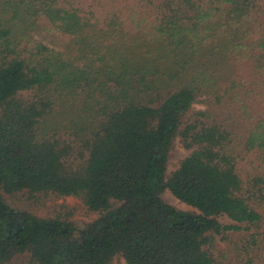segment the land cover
Listing matches in <instances>:
<instances>
[{
	"label": "trees",
	"instance_id": "trees-1",
	"mask_svg": "<svg viewBox=\"0 0 264 264\" xmlns=\"http://www.w3.org/2000/svg\"><path fill=\"white\" fill-rule=\"evenodd\" d=\"M0 2V264H217L216 238L239 232L264 255V165L239 171L264 159V0ZM39 20L71 54L33 39ZM55 110L68 123L45 138ZM176 141L189 154L167 175ZM21 192L96 218L77 230L2 195Z\"/></svg>",
	"mask_w": 264,
	"mask_h": 264
},
{
	"label": "rangeland",
	"instance_id": "rangeland-1",
	"mask_svg": "<svg viewBox=\"0 0 264 264\" xmlns=\"http://www.w3.org/2000/svg\"><path fill=\"white\" fill-rule=\"evenodd\" d=\"M9 14L3 7L0 2V19L3 17L7 20ZM253 12H250V15ZM255 22L253 24H249V28L251 30L256 31L255 35H259L264 27V12L258 13L254 15ZM253 21V20H252ZM38 26L32 30V37L37 41L44 42L48 44L51 48H54L57 51L71 54L72 46L71 37L64 35L62 33H58L54 30H50V25L45 20H39ZM261 24L260 29L258 25ZM263 25V27H262ZM196 110L203 109V106L200 104H196ZM254 111L262 115L264 117V99L258 100L254 104ZM66 123H68V119L57 110L47 117L45 121L40 126L39 134L48 137L54 130L62 128ZM240 128H245L247 123H239ZM64 132V131H61ZM189 154L179 143L176 141L173 149L171 150L168 158V168L167 175H169L178 165V163L183 160ZM257 154H243L240 156V164L239 171L241 173L247 174L251 173V170H261L264 165L263 161L260 158H257ZM261 165V166H260ZM250 170V171H249ZM3 198L11 207L26 210L30 213L42 217V218H60L71 223L77 230L82 229L86 224L90 223L96 218L95 213L89 212L81 200L74 197H63L58 198L55 196H45L42 194H37L34 197H30L29 194L25 192L14 193V194H2ZM162 199L165 203L173 206L175 209L180 211H194L193 208L181 203L175 197H173L170 192L165 191L162 194ZM221 222L229 223L226 219H222ZM247 234L243 235V233H229L224 237H217L215 241V246L211 250L214 259L217 264H246L247 257L251 255L254 256V261L252 264H264V255H260L261 253L256 249L253 251H249L248 255L243 253V242L247 239ZM257 256V257H255ZM259 256V257H258ZM26 257L22 255L15 259L12 264H25ZM113 264H125L124 260L121 258H115Z\"/></svg>",
	"mask_w": 264,
	"mask_h": 264
}]
</instances>
